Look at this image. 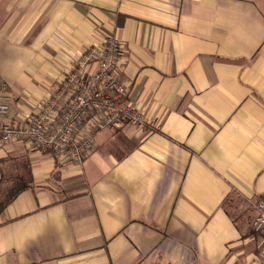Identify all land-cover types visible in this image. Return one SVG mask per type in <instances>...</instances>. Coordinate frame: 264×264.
<instances>
[{
  "label": "crops",
  "instance_id": "0c3cea01",
  "mask_svg": "<svg viewBox=\"0 0 264 264\" xmlns=\"http://www.w3.org/2000/svg\"><path fill=\"white\" fill-rule=\"evenodd\" d=\"M108 36L147 123L87 126L79 166L0 143V264H261L264 0H0V122Z\"/></svg>",
  "mask_w": 264,
  "mask_h": 264
},
{
  "label": "built area",
  "instance_id": "2783aa9c",
  "mask_svg": "<svg viewBox=\"0 0 264 264\" xmlns=\"http://www.w3.org/2000/svg\"><path fill=\"white\" fill-rule=\"evenodd\" d=\"M123 49V42L115 36L86 48L35 112L16 124L0 122V143L21 141L31 149L79 166L96 148L95 136L84 134L87 126L97 130H118L127 125L143 128L146 115L126 101L128 84L119 78ZM9 111L8 99L0 94V116H7ZM256 210L253 229L261 232L264 201L257 203Z\"/></svg>",
  "mask_w": 264,
  "mask_h": 264
},
{
  "label": "trees",
  "instance_id": "16d2710c",
  "mask_svg": "<svg viewBox=\"0 0 264 264\" xmlns=\"http://www.w3.org/2000/svg\"><path fill=\"white\" fill-rule=\"evenodd\" d=\"M15 197L16 196H12L6 201L0 198V215L2 214L3 210L14 200Z\"/></svg>",
  "mask_w": 264,
  "mask_h": 264
},
{
  "label": "rangeland",
  "instance_id": "374dc122",
  "mask_svg": "<svg viewBox=\"0 0 264 264\" xmlns=\"http://www.w3.org/2000/svg\"><path fill=\"white\" fill-rule=\"evenodd\" d=\"M16 190L17 189H10L9 191H8V193L6 194V197H5V201L6 200H8V199H10L15 193H16ZM258 233V232H257Z\"/></svg>",
  "mask_w": 264,
  "mask_h": 264
}]
</instances>
